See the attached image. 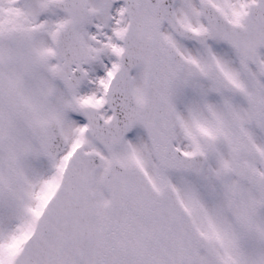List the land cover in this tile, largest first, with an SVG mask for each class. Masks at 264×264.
<instances>
[{"label":"snow or ice","instance_id":"obj_1","mask_svg":"<svg viewBox=\"0 0 264 264\" xmlns=\"http://www.w3.org/2000/svg\"><path fill=\"white\" fill-rule=\"evenodd\" d=\"M0 264H264V0H0Z\"/></svg>","mask_w":264,"mask_h":264}]
</instances>
